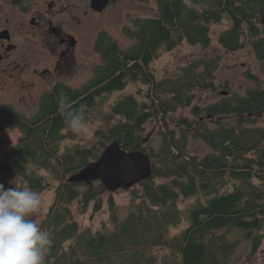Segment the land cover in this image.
I'll return each instance as SVG.
<instances>
[{
    "label": "trees",
    "instance_id": "obj_1",
    "mask_svg": "<svg viewBox=\"0 0 264 264\" xmlns=\"http://www.w3.org/2000/svg\"><path fill=\"white\" fill-rule=\"evenodd\" d=\"M156 4L155 16L135 18L125 28L132 40L127 47L110 32H100L95 51L101 62L83 85L55 84L40 97L32 115L11 105L0 108V132L20 131L17 143L0 161V183L7 189L16 180L19 187L38 194L50 185L43 172L58 183L54 202L39 224L52 233L44 264H230L242 242L251 245L248 259L263 242L264 82L253 76L257 85L245 94H225L203 106L195 104L198 90L227 87L215 83L220 56L178 66L172 76L161 79L152 64L183 42L210 47L211 25L229 18L231 26L221 33V45L229 51L251 46L264 70V0ZM140 83L144 88L110 102L114 94ZM62 97L74 108L83 105L87 122L104 115V106L111 103L107 123L97 128L92 144L64 145L80 139V133H73L62 117ZM188 106L200 120L175 115ZM156 125L162 136L158 149L148 143V130ZM191 136L204 140L211 152L191 153ZM115 140L129 151L149 153L154 174L133 186L123 204L111 195L110 221L94 229L82 225L75 210L84 213L92 202L96 211L103 209L106 189L97 181L81 190L85 183L69 177ZM190 197L195 201L183 211L179 201ZM184 219L188 226L172 235L171 229ZM164 248L168 255L155 254Z\"/></svg>",
    "mask_w": 264,
    "mask_h": 264
},
{
    "label": "rangeland",
    "instance_id": "obj_2",
    "mask_svg": "<svg viewBox=\"0 0 264 264\" xmlns=\"http://www.w3.org/2000/svg\"><path fill=\"white\" fill-rule=\"evenodd\" d=\"M90 0H34L33 11L41 21V26L34 29L32 34H28L26 28L20 31L22 25L29 24L30 14H21L14 6L5 0H0V18L6 21L15 32L20 49L13 56L21 64L16 68L13 76L9 72L1 73L0 78V108L11 105L15 111L25 115H32L37 110L40 95L50 89L55 82H63L68 86L77 88L87 82L94 68L101 62V56L95 51V43L98 35L102 31H108L118 41L127 47L132 43L131 38L125 32L127 26H132L133 20L138 17L155 16L157 14L156 0H117L109 6L103 13H85L87 4ZM86 7V8H85ZM53 14L54 23L64 28L63 33H72L78 39L75 49L69 48L68 54L59 58L64 46L59 43L58 37L49 35L45 20ZM9 20V21H7ZM231 26L229 18L223 19L220 23H214L210 28L211 45L203 48L201 45H192L183 42L172 51L163 52L153 62L152 69L159 79L166 75L172 76L178 66L191 63L194 60L207 58L213 55L221 57V65L216 72L215 83L219 90H198L195 104L207 105L208 103L220 100L227 91V95L233 93L245 94L248 89L255 87V76L260 82H264V70L262 63L256 57L255 51L251 46H247L237 51H229L219 42L221 33ZM25 32V33H24ZM59 59V60H58ZM7 68V67H0ZM49 68V74L45 69ZM43 70V73L41 72ZM36 71V72H35ZM143 84H131L123 92H118L111 98V103L127 93H136ZM144 88V87H143ZM106 104L103 109L104 115H99L96 119L87 122L86 127L80 132V139L68 140L64 145L71 146L74 143L90 145L95 141L97 128L105 125V115L110 116V105ZM191 107H186L175 112V115L186 116L190 120L201 117L196 116ZM211 126L213 121H207ZM159 127L151 126L152 141L148 142L158 149L161 144L162 136L158 132ZM20 137V131L16 128L6 129L0 132V161L5 158L9 150ZM189 151L198 156H203L211 152L212 148L202 139L190 137ZM148 145V144H147ZM45 173L50 179V185L40 193L41 205L36 213L30 218L39 226L45 217L49 207L53 204L58 183ZM16 180L10 182L14 187ZM97 182L94 183L96 185ZM19 186L18 183H16ZM93 185V186H94ZM138 185V184H137ZM87 184L80 187L81 190L88 189ZM131 189V188H130ZM130 189H119L115 192L105 190L103 193L104 208L96 211L94 203L87 208L84 213L75 210V217L82 225L100 229L103 222L109 223L108 199L111 195L121 204L125 203L130 196ZM195 201V197L181 198L179 207L185 211ZM77 206H74V208ZM188 226L184 219L177 227L171 229V234H177ZM264 235V233H263ZM251 245L247 242L241 243L233 255L230 264H264V238L259 250L248 259ZM155 254L164 256L170 252L168 248L159 249Z\"/></svg>",
    "mask_w": 264,
    "mask_h": 264
},
{
    "label": "clouds",
    "instance_id": "obj_3",
    "mask_svg": "<svg viewBox=\"0 0 264 264\" xmlns=\"http://www.w3.org/2000/svg\"><path fill=\"white\" fill-rule=\"evenodd\" d=\"M61 115L73 133L86 127L84 106L74 108L67 97ZM5 188L0 183V264H44L52 244V233L41 229L30 217L41 205L40 195L26 187Z\"/></svg>",
    "mask_w": 264,
    "mask_h": 264
},
{
    "label": "water",
    "instance_id": "obj_4",
    "mask_svg": "<svg viewBox=\"0 0 264 264\" xmlns=\"http://www.w3.org/2000/svg\"><path fill=\"white\" fill-rule=\"evenodd\" d=\"M108 4L109 0H92L91 7L101 12ZM262 22L264 23V14ZM222 93L228 92L223 90ZM153 174L154 165L149 153L144 150L129 151L115 140L103 149L96 160L72 174L69 181L85 183L90 188L100 181L106 190L115 192L141 184L144 180L152 178Z\"/></svg>",
    "mask_w": 264,
    "mask_h": 264
},
{
    "label": "flooded vegetation",
    "instance_id": "obj_5",
    "mask_svg": "<svg viewBox=\"0 0 264 264\" xmlns=\"http://www.w3.org/2000/svg\"><path fill=\"white\" fill-rule=\"evenodd\" d=\"M8 4L11 6H14L21 14H30L31 19L29 24L26 23V25H22L20 27V31H24L26 28V31L28 34H32L33 30L41 26V21L37 15L34 14V0H5ZM117 0H109V4L107 5L106 9L111 6L113 3H115ZM91 2L90 0L89 4H87V9H85V13H103L106 11H97L94 8L91 7ZM86 8V7H85ZM53 14L50 15L46 20L45 23L47 26H44L45 29L47 28L49 35L53 37H58L59 38V43L64 46L63 52L59 54L60 57H64L65 55L68 54V51H70L69 48L75 49L78 44V39L75 37L74 34L72 33H66L64 34V28H62L61 25H57L54 23L53 20ZM9 21V20H7ZM25 33V32H24ZM75 39V40H73ZM20 49V45L18 40L16 39L15 32L12 30L10 26L6 25V21L2 20L0 18V67H7V68H2L0 69V78L3 76L1 73H6L9 72L10 76H13L14 73L16 72V68H19L21 66L20 63L17 62V59H14L13 56L15 53ZM59 60V59H58ZM36 72V71H35ZM43 73V70L41 71ZM50 69L47 68L45 69V73L49 74ZM59 83L55 82L53 85H51L50 89L55 85ZM67 85V84H66ZM68 86V85H67ZM71 87V86H69ZM48 89L47 91L43 92L40 97L50 91ZM39 97V100H40ZM39 103V102H38ZM38 106V104H37Z\"/></svg>",
    "mask_w": 264,
    "mask_h": 264
}]
</instances>
